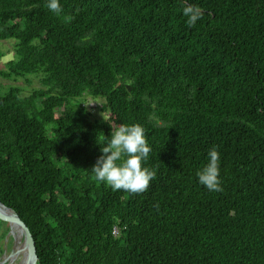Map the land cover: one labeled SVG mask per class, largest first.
I'll list each match as a JSON object with an SVG mask.
<instances>
[{
    "label": "trees",
    "instance_id": "trees-1",
    "mask_svg": "<svg viewBox=\"0 0 264 264\" xmlns=\"http://www.w3.org/2000/svg\"><path fill=\"white\" fill-rule=\"evenodd\" d=\"M185 3L203 10L192 28ZM60 4L0 0V41L15 39L0 74L43 85L0 89V200L36 264H264V0ZM134 123L155 179L113 191L90 169ZM214 146L220 191L196 176Z\"/></svg>",
    "mask_w": 264,
    "mask_h": 264
},
{
    "label": "clouds",
    "instance_id": "clouds-1",
    "mask_svg": "<svg viewBox=\"0 0 264 264\" xmlns=\"http://www.w3.org/2000/svg\"><path fill=\"white\" fill-rule=\"evenodd\" d=\"M47 8L60 14V0H47ZM182 14L186 17L189 28L203 16V10L194 4L185 3ZM101 155L90 171L98 182L104 183L113 191L143 193L147 191L156 173L145 166L151 147L147 141L146 129L143 125L122 124L114 131L105 145L101 147ZM220 153L214 146L207 153V163L197 171L198 183L209 191H220Z\"/></svg>",
    "mask_w": 264,
    "mask_h": 264
},
{
    "label": "rangeland",
    "instance_id": "rangeland-1",
    "mask_svg": "<svg viewBox=\"0 0 264 264\" xmlns=\"http://www.w3.org/2000/svg\"><path fill=\"white\" fill-rule=\"evenodd\" d=\"M15 56V39H8L4 41H0V71L7 70V62L14 58ZM10 86H18L23 89V93L28 95L32 93L34 89L43 88L41 83V77L38 75H27L26 77H6L0 74V89L6 90ZM84 103L89 107L92 108L93 117L97 118H106L108 117V112L102 108L103 99L101 98H93L91 96H84L82 98ZM0 224H2L0 222ZM10 225L8 227V234L2 237V230L0 228V251L6 250L5 243L6 241L12 240L13 242V234L10 232ZM15 239V237H14ZM24 240V239H23ZM3 242V243H2ZM8 250L3 254V257H0V262L4 261L2 264H9L7 261L8 259H12L13 255L15 254V248L8 246ZM21 256L16 260L20 261L22 258ZM6 258V259H5Z\"/></svg>",
    "mask_w": 264,
    "mask_h": 264
},
{
    "label": "water",
    "instance_id": "water-1",
    "mask_svg": "<svg viewBox=\"0 0 264 264\" xmlns=\"http://www.w3.org/2000/svg\"><path fill=\"white\" fill-rule=\"evenodd\" d=\"M2 208L8 209L13 212L14 218L7 216L3 211ZM0 220L9 224L10 226H18L20 227L24 232V239L27 244V256L23 262V264H32V262L35 259V262L33 264H36L38 260L37 256V249H36V243L34 240V237L30 231V228L26 224L25 221L21 219V217L15 213L10 207L6 206L1 200H0Z\"/></svg>",
    "mask_w": 264,
    "mask_h": 264
},
{
    "label": "bare ground",
    "instance_id": "bare-ground-1",
    "mask_svg": "<svg viewBox=\"0 0 264 264\" xmlns=\"http://www.w3.org/2000/svg\"><path fill=\"white\" fill-rule=\"evenodd\" d=\"M2 211L9 217L14 218V214L12 211L2 208ZM11 232L13 233L15 237V254L13 255L12 264H16V260L23 255L20 262L17 264H23L26 256H27V244L24 239V232L23 230L18 226H10ZM21 231V232H20ZM14 239V238H13ZM24 239V240H23ZM16 241H17V249H16ZM25 247V251H24Z\"/></svg>",
    "mask_w": 264,
    "mask_h": 264
},
{
    "label": "flooded vegetation",
    "instance_id": "flooded-vegetation-1",
    "mask_svg": "<svg viewBox=\"0 0 264 264\" xmlns=\"http://www.w3.org/2000/svg\"><path fill=\"white\" fill-rule=\"evenodd\" d=\"M0 228H1V230H2V232H3V234H2V237L3 236H5V234L7 235L8 234V226L2 221V224H0ZM10 229V228H9ZM10 232H11V229H10ZM21 232V231H20ZM11 234H13L12 232H11ZM13 238H14V235H13ZM15 241V239H13V242ZM3 243V242H2ZM8 246L10 247V249H11V247H13V248H15V242H14V244L12 245V240H10V241H6V243H5V247H6V250L4 251V250H1L0 251V257H3V254L6 252V251H9L8 250ZM16 249H17V241H16ZM1 259V258H0ZM6 259V258H5ZM13 259V258H12ZM12 259H8L9 261H7L9 264H12ZM21 260V259H20ZM4 261H2V262H0V264H2ZM20 261H16V264L17 263H19Z\"/></svg>",
    "mask_w": 264,
    "mask_h": 264
},
{
    "label": "built area",
    "instance_id": "built-area-1",
    "mask_svg": "<svg viewBox=\"0 0 264 264\" xmlns=\"http://www.w3.org/2000/svg\"><path fill=\"white\" fill-rule=\"evenodd\" d=\"M114 232H115L116 234L118 233V231H117L116 229L114 230Z\"/></svg>",
    "mask_w": 264,
    "mask_h": 264
}]
</instances>
